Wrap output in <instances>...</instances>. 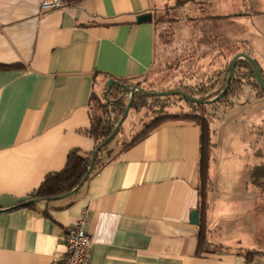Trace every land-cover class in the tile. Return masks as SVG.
Wrapping results in <instances>:
<instances>
[{"label":"crops","instance_id":"obj_1","mask_svg":"<svg viewBox=\"0 0 264 264\" xmlns=\"http://www.w3.org/2000/svg\"><path fill=\"white\" fill-rule=\"evenodd\" d=\"M40 2L0 0V66L11 67L0 69L3 211L29 200L45 176L64 168L71 150L84 156L93 151L87 134L91 92L101 89L102 75L131 81L148 73L155 53V15L168 4L65 0L62 10L40 12ZM261 6L225 18L264 19ZM148 14L150 23H137ZM241 42L254 55L250 42ZM208 52L199 65L217 58L213 50ZM121 141L126 142L123 138L109 148L117 153ZM216 148L206 228L210 244L222 249L197 254L198 227L192 214L197 207L199 129L172 121L122 152L72 196L1 212L0 264H59L66 253L65 232L84 214L92 241L90 264H264V255L248 262L236 254L264 253L258 245L244 243L246 232L257 240L264 237V194L248 179L249 170L262 159L256 160L260 157L247 144L240 146L225 158L218 178ZM248 152L253 160L245 163L246 176L239 179L241 156ZM242 216L254 230L236 229Z\"/></svg>","mask_w":264,"mask_h":264},{"label":"trees","instance_id":"obj_2","mask_svg":"<svg viewBox=\"0 0 264 264\" xmlns=\"http://www.w3.org/2000/svg\"><path fill=\"white\" fill-rule=\"evenodd\" d=\"M215 18L219 17H206L201 20L207 21ZM215 42H218L217 37L212 38V43L209 40L208 43L204 45H207L208 49H210L212 44L216 45ZM231 49L234 53L231 55L230 59L223 62V65L216 67V59H213L208 66L199 65L191 75L188 74L184 80H181L182 86L174 90L199 100H210L215 98L222 90L228 75L227 68L233 56L239 52H243L251 57L250 54L252 50L248 43L241 42L237 45H232ZM9 68L11 67L0 66V69ZM102 76V95L99 96L97 94L98 90L92 91L88 103L90 124L87 134L94 141L93 151L87 156H84L78 150H71L67 155L64 168L57 173H51L45 176L40 186L30 194L29 199L58 198L70 193L76 188L88 170L94 150L111 135L125 110L129 98L121 86L129 88L137 87L146 92H151L144 89L141 83H134V80L128 81L116 79L107 75ZM110 79L118 82L119 85H112L110 92L104 97V93L107 89V81ZM245 89H249L256 98H260L264 95L254 80L252 68L245 60L239 59L236 62L234 74L226 95L216 103L202 105L193 103L181 95L147 97L139 91L135 92L125 121L132 115L131 113L135 115L142 113L143 116H141L140 119L142 124L141 129L132 134L130 141H121V148L115 153L114 149H110L109 146L112 141L120 136L122 132L121 127L107 144L98 151L86 182L102 167L113 161L118 155L162 124L172 121L193 123L199 129V155L195 186L197 192V207L195 212L198 215L197 254H212L216 250L222 249L219 246L210 244L207 239L206 228L209 196L213 189L210 167L215 148V144L212 140L213 132L211 125L217 120V115L219 113L229 111L233 108L235 100L240 98ZM176 99L179 102L183 101V105L179 106L178 110H175L174 107L177 106L174 101ZM132 127L133 124L130 122V128L134 131V127ZM249 133L251 136L255 135L254 137L258 135V132ZM253 148L254 145H250V149L254 150ZM256 155H259V153H256ZM248 179L252 185L258 188L260 194H264L263 165H257L251 168L248 172ZM35 205L36 204H31L25 208L33 209ZM2 211L3 210H0V213ZM236 254L242 256L248 262L256 256L264 255V253L253 250H237Z\"/></svg>","mask_w":264,"mask_h":264},{"label":"rangeland","instance_id":"obj_3","mask_svg":"<svg viewBox=\"0 0 264 264\" xmlns=\"http://www.w3.org/2000/svg\"><path fill=\"white\" fill-rule=\"evenodd\" d=\"M262 4H264L263 0H168V4L155 15L156 37L153 65L147 74L134 80V83H141L144 89L151 92L175 91L174 89L182 86L181 80L199 67L202 54L213 50L217 56L215 65L219 67L234 53L231 46L237 45L242 39L250 42L254 48V58L256 57L255 59L263 64L264 19L262 17H244L242 20H238L237 17L225 18L226 15L232 13L235 15L239 11L252 12V8L254 11H259ZM213 16L221 18L201 20ZM215 36H220L221 39L208 49V46L204 44L209 40L212 43V38ZM101 89L97 92L99 96L102 95ZM251 93L249 89H245L240 98L235 100L233 108L219 113L212 125L213 140L217 147L215 166L218 178H220L221 165L226 157L228 159L231 157V151H238V147L246 144L248 149L250 145H254V150L264 146V136L254 137L255 135L251 136L249 133L253 126L261 125L264 121V97L257 99ZM174 101L177 105L174 106L175 110H178L179 106L183 105V101L179 102L177 99ZM131 114L123 124L122 135L112 141L110 147L116 146L123 138L128 142L130 135L141 129L140 119L143 114ZM129 122L133 124V132H129ZM244 154L241 156V170L238 174L235 170L233 174L234 176L236 174L239 179L243 178L245 163L253 160L249 152ZM256 160L261 161V158ZM238 220L240 223L235 224L236 229L239 228L244 232L254 230L246 217L242 216V219ZM262 238L257 240V237L246 232L244 243L248 241L263 250L264 237ZM241 240L243 241L242 238Z\"/></svg>","mask_w":264,"mask_h":264},{"label":"water","instance_id":"obj_4","mask_svg":"<svg viewBox=\"0 0 264 264\" xmlns=\"http://www.w3.org/2000/svg\"><path fill=\"white\" fill-rule=\"evenodd\" d=\"M152 18H151V15L148 14V15H142V16H139L136 21L137 23H146V22H151ZM239 59H243L245 60L249 66L252 68V71H253V77H254V80L256 82V84L258 85L259 89L264 93V82H263V78H262V73H261V70L260 68L258 67L257 63L255 62V60H253L251 57H249L248 55H245L243 53H238L236 55L233 56V58L231 59L229 65H228V68H227V71H228V75H227V78L223 84V87H222V90L221 92L213 99H210V100H199V99H195V98H192V97H189L188 95L180 92V91H170V92H146L145 90L143 89H140V88H137V87H125V86H121L123 88V90L125 91V93L128 95V103L125 107V110L120 118V120L118 121L117 125L115 126L113 132L111 133L110 136H108L93 152L92 156H91V159H90V163H89V167H88V170L85 174V176L83 177V179L80 181V183L76 186V188L74 190H72L70 193L62 196V197H58V198H45V199H29L27 201H24V202H21L19 203L18 205H16L15 207L11 208V209H8V210H4L2 212H7V211H10V210H16V209H20V208H25L27 207L28 205H31V204H37V203H41V202H47V201H55V200H59V199H63V198H68L70 196H72L73 194H75L78 190H80V188L84 185V183L86 182L87 178L89 177V174L92 170V167H93V163H94V160H95V157L98 153V151L105 145L107 144V142L118 132V130L122 127L123 125V122L125 121L126 117H127V114L129 112V109L131 107V104H132V101H133V96H134V93L139 91L141 93H143L145 96L147 97H152V96H157V97H160V96H168V95H181V96H184L186 97L189 101L193 102V103H197V104H202V105H205V104H212V103H216L217 101L221 100L227 93L228 89H229V84H230V81L233 77V74H234V70H235V65H236V62L239 60ZM112 85H119L118 82L110 79L107 81V89L104 93V97L107 96V94L110 92V89L112 87ZM192 222L197 225L198 224V215L196 212H194L192 214Z\"/></svg>","mask_w":264,"mask_h":264},{"label":"built area","instance_id":"obj_5","mask_svg":"<svg viewBox=\"0 0 264 264\" xmlns=\"http://www.w3.org/2000/svg\"><path fill=\"white\" fill-rule=\"evenodd\" d=\"M65 0H41L40 12L62 10ZM65 256L59 264H90L92 241L85 230V214L78 219L63 237Z\"/></svg>","mask_w":264,"mask_h":264},{"label":"flooded vegetation","instance_id":"obj_6","mask_svg":"<svg viewBox=\"0 0 264 264\" xmlns=\"http://www.w3.org/2000/svg\"><path fill=\"white\" fill-rule=\"evenodd\" d=\"M239 53H243V52H239ZM238 54V53H237ZM244 54V53H243ZM236 55V54H235ZM246 55V54H245ZM251 58L253 59V60H255V62L257 63V65H258V67L260 68V70H261V73H262V78H263V82H264V71H263V69L260 67V65H259V63L257 62V60L254 58V55L252 54V52H251ZM254 96V95H253ZM255 97V96H254ZM264 97V95L262 96V97H260V98H257V99H262ZM254 128L256 129L255 131H254ZM254 128H252V130L250 131V132H258V135H257V137L258 136H260L261 138L264 136V121L262 122V124L261 125H258V126H255ZM263 141H264V138H263ZM264 143V142H263ZM258 147V146H257ZM254 152H256V153H259V157L262 159V161L260 162V164L259 165H263L264 166V146H262L261 148L259 147V149H255L254 150Z\"/></svg>","mask_w":264,"mask_h":264}]
</instances>
